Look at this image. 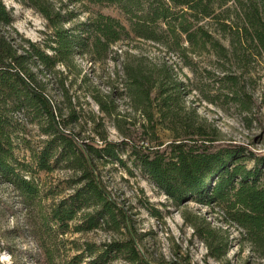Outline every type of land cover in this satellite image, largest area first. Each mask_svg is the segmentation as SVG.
<instances>
[{
	"label": "trees",
	"instance_id": "16d2710c",
	"mask_svg": "<svg viewBox=\"0 0 264 264\" xmlns=\"http://www.w3.org/2000/svg\"><path fill=\"white\" fill-rule=\"evenodd\" d=\"M72 1L88 12L86 18L75 21L78 11H63L52 0H22L47 20L50 32L39 43L17 37L13 14L0 0V184L10 187L26 209V223L46 264H107L117 256L126 264H191L184 257V262L167 259L139 247L145 234L135 228L131 213L114 198L105 178V167L112 162L132 173L130 162L176 205L196 202L217 208L223 221L239 226L250 248L264 257V152L220 139L206 117L186 106L185 83L172 66L123 62L124 93L146 116L138 124L120 115L112 89L92 93L100 111L115 118L119 140L109 138L103 121L94 117L98 137L82 138L77 129L82 125L79 101L69 92L72 80L67 82L68 75L57 84L52 79L63 74L61 65L90 82L76 59L104 62L113 44L132 37L181 54L213 51L226 60H241L247 49L262 56L264 0ZM89 3L115 5L126 21L94 11ZM223 77L237 84L235 75ZM52 88L58 90L56 97ZM29 126L39 133L35 141ZM160 129L170 131L171 138L159 141ZM57 168L73 172L66 180L74 189L55 199L60 190L42 192L36 174ZM49 196L52 200L44 202ZM153 212L158 217L162 211ZM182 214L193 235L205 242L207 254L224 263L233 241L227 230L200 213ZM95 229L115 235L100 243L64 237L68 231Z\"/></svg>",
	"mask_w": 264,
	"mask_h": 264
},
{
	"label": "rangeland",
	"instance_id": "374dc122",
	"mask_svg": "<svg viewBox=\"0 0 264 264\" xmlns=\"http://www.w3.org/2000/svg\"><path fill=\"white\" fill-rule=\"evenodd\" d=\"M52 1L63 8V11H78L75 21L88 15L87 11L80 10V3L72 0ZM4 2L13 14L17 37L43 43L50 32L45 17L22 0ZM89 5L94 11H102L126 21L124 13L115 5ZM250 51L244 49L241 60L238 57L226 60L213 51H188L187 54H181L168 49L162 43L132 37L113 44L110 57L104 62H89L85 57L76 59L87 71L90 82L84 83L79 76L70 73L61 65L59 67L64 71L63 74L56 73L52 79L56 84L65 75H68V83L72 80L69 92L79 101L82 125L77 126V129H80L82 138L98 137L94 130L96 122L92 121L94 117L96 121H103L109 138L119 140L122 134L115 125V118L100 111L92 93H96L95 89H98L105 94L112 89L120 115H123L126 121L138 124L146 116L143 117L135 110L133 102L124 93L123 62L142 61L145 66L151 68L172 66L176 75L185 83L183 91L186 106L195 108L201 116L206 117L215 127L220 139L248 143L254 150L264 152V55L250 54ZM226 74L235 75L237 84L233 85L223 77ZM57 91V88H52L51 93L56 97ZM28 129L33 141L37 140V129L34 126H29ZM159 134V141L171 138L168 130L160 129ZM128 165L132 173L118 162L108 163L105 167V178L114 198L123 203L131 213L135 228L145 234L139 241L141 249H146L154 255H164L167 259L179 257L181 260L184 257L191 264H264V257L253 251L249 242L242 238L241 228L236 224L224 222L223 215L217 208L196 202L176 205L145 173L130 162ZM72 173L62 168L52 172L40 171L36 174V180L42 192L50 187L60 190V194L55 196V199H58L73 191L74 186L69 185L66 180ZM51 200L50 196L44 198V202ZM154 209L162 211L161 216L154 215ZM184 211L200 213L213 225H220L227 230L233 241L232 247L224 257V263L207 254L205 242L193 235V227L182 214ZM25 212L26 209L18 202L11 188L0 184V264H46L38 242L26 223ZM113 235L115 232L112 230L95 229L82 233L68 231L64 237L79 242L88 240L100 243L111 239ZM174 251H178L179 256ZM184 261L186 259H182V262ZM85 263L86 260L82 264ZM107 264L126 262L117 256Z\"/></svg>",
	"mask_w": 264,
	"mask_h": 264
}]
</instances>
